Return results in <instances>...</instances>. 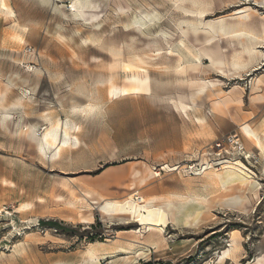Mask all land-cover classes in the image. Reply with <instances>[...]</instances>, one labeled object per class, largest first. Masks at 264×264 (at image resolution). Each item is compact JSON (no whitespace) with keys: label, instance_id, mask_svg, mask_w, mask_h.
Masks as SVG:
<instances>
[{"label":"rangeland","instance_id":"obj_1","mask_svg":"<svg viewBox=\"0 0 264 264\" xmlns=\"http://www.w3.org/2000/svg\"><path fill=\"white\" fill-rule=\"evenodd\" d=\"M40 1L0 0V93L11 85L6 106L30 98L0 114V264H254L264 254V40L250 62L245 40L193 31L173 0ZM200 1L203 23L248 11L264 39V5ZM134 18L153 26L141 34ZM106 79L122 96L107 97ZM80 85L96 90L91 106ZM55 122L76 140L52 160L25 129ZM236 163L246 183L210 184Z\"/></svg>","mask_w":264,"mask_h":264},{"label":"bare ground","instance_id":"obj_2","mask_svg":"<svg viewBox=\"0 0 264 264\" xmlns=\"http://www.w3.org/2000/svg\"><path fill=\"white\" fill-rule=\"evenodd\" d=\"M41 1L49 2V0H41ZM173 1L176 4V8L180 9L185 16L195 18L194 21H189L188 23V25L193 31L198 30L196 26L199 25L201 27L203 26L204 30L207 31L212 37L220 36L222 38L224 36L226 37L227 35H229L230 37H235L239 40L242 39L243 42L245 40L247 42V46L245 47L243 53L246 54L250 62L254 61L258 54H261V52L257 51V49L259 48L257 46L260 45L264 39L262 36L257 35L251 29L248 28L247 21L249 20V17H250V14L248 13V11H240L236 13L235 15H237L238 18L235 23H227L222 18V19H219L214 24H209V23L205 24L202 22V20L203 18H205L207 10L205 9V5L200 0H173ZM187 2L190 4V7L185 6V3ZM255 2L264 5V0H255ZM70 9L74 12V14H77L76 7L74 5H71ZM133 21L134 22L131 25V27L135 31L141 34H144V32L142 31V28L146 29V33H147L149 31V27L153 26V23L150 19L147 22H145L144 20H142V18H134ZM181 24H187V22L182 21L180 25ZM155 45L158 47L156 43ZM197 56L199 59L203 58L202 57L203 55L201 54H197ZM232 66L236 68L237 70L244 68L245 65H243V61L240 55H236L234 57L232 61ZM35 73H39V71L35 70ZM58 77L59 76L56 75V77L53 79H58ZM26 82L27 81H25V83ZM100 85L102 87L103 86L106 87V95L108 98L122 96L121 89L116 88V86H114V83L111 79L103 80L102 82H100ZM10 86H11L10 84L6 85L4 90L0 93V114L2 115V122H4L8 117H10L11 113H16L17 110L24 111L27 105V101L30 100V98L21 96L17 98L15 101L11 102L8 106H6L5 105L6 94L8 93ZM84 90H85L84 86L80 85L78 88L76 87L74 91H76L79 94L81 93L82 95H85L89 99L90 106H91V104L94 103L98 99L96 97L97 96L96 90L87 91V92H84ZM49 121L50 120H48V124H49ZM70 130H75V127L74 128L68 127L62 131V134H60L59 133L60 132L59 123L55 122V123H50L49 128H46V130L41 133H38V131L34 127L29 126L25 129V134H26V137L30 140V142H32L33 145L36 146L37 149L42 154L46 156L51 152L52 154L50 155V158L54 160L59 157L60 152L64 148L66 149L67 147H70L71 145H73V142L76 140L75 137H72L70 135ZM237 164L238 163L231 164L230 166H224L223 167L224 172L222 174H214L209 178L210 184H212L213 186L217 188H220V190L224 192L225 191L226 192L236 191L239 185H243L249 179V176L247 175L249 173H247V170L244 167L242 166H241L242 168L234 167V166H237ZM138 199L140 200V203L142 202L144 203V201L141 198H138ZM211 202L209 203L208 207H210ZM147 203L143 204V206L142 205H139V206H142V208L144 209L147 207ZM128 213H135V212L129 210ZM201 214L202 212H197L192 222L185 221L183 223L184 224L183 228H186L187 226L192 225ZM169 216H170L171 222L177 221V219L173 216L172 212L169 214ZM230 247L232 246L230 245ZM87 254L91 260L96 258L94 248H91L90 250H88ZM228 254H229V251L223 252L222 256L220 257V262L224 260L226 256H228ZM253 262L254 264H264V254L256 256Z\"/></svg>","mask_w":264,"mask_h":264}]
</instances>
